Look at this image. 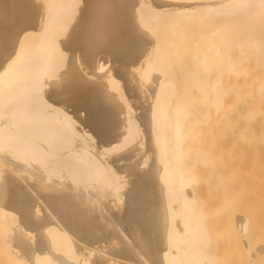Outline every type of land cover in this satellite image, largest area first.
<instances>
[{"label": "bare ground", "instance_id": "6f19581e", "mask_svg": "<svg viewBox=\"0 0 264 264\" xmlns=\"http://www.w3.org/2000/svg\"><path fill=\"white\" fill-rule=\"evenodd\" d=\"M256 129L264 0H0L3 264H224L222 142Z\"/></svg>", "mask_w": 264, "mask_h": 264}, {"label": "rangeland", "instance_id": "374dc122", "mask_svg": "<svg viewBox=\"0 0 264 264\" xmlns=\"http://www.w3.org/2000/svg\"><path fill=\"white\" fill-rule=\"evenodd\" d=\"M139 96L141 95H133L137 99H134L137 106L138 102L140 105L144 102L146 106L149 97ZM228 133H235L240 138L222 142V148L228 153L231 151L233 158H225L219 164L224 169L227 180L223 183V197H218L213 202L216 208L223 209L215 223L216 229L221 232L220 252L224 255V264H249L237 224L240 217L248 215L254 224L256 246L261 248L258 263L264 264V130H237ZM205 190L207 193L206 184ZM1 254L0 250V256ZM3 258L0 257V264H3Z\"/></svg>", "mask_w": 264, "mask_h": 264}]
</instances>
